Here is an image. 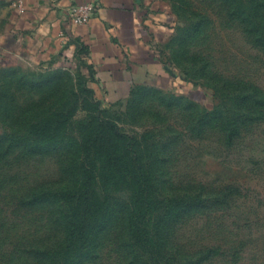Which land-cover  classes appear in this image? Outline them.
Wrapping results in <instances>:
<instances>
[{"label":"rangeland","instance_id":"374dc122","mask_svg":"<svg viewBox=\"0 0 264 264\" xmlns=\"http://www.w3.org/2000/svg\"><path fill=\"white\" fill-rule=\"evenodd\" d=\"M176 4L170 79L127 101L77 69L3 83L0 264H264V0ZM137 167L156 199L149 251L130 234ZM87 175L102 208L78 250L65 196Z\"/></svg>","mask_w":264,"mask_h":264},{"label":"crops","instance_id":"0c3cea01","mask_svg":"<svg viewBox=\"0 0 264 264\" xmlns=\"http://www.w3.org/2000/svg\"><path fill=\"white\" fill-rule=\"evenodd\" d=\"M95 3L73 25L74 5ZM177 0H0V95L13 75L77 69L108 104L172 75L164 49L176 33ZM162 81V82H161Z\"/></svg>","mask_w":264,"mask_h":264},{"label":"trees","instance_id":"16d2710c","mask_svg":"<svg viewBox=\"0 0 264 264\" xmlns=\"http://www.w3.org/2000/svg\"><path fill=\"white\" fill-rule=\"evenodd\" d=\"M106 162L112 166H114L113 163H117L111 157ZM125 178H128L129 182L131 180L134 186L136 185L129 194L131 238L139 249L149 251L154 245L148 222L149 217L156 210L155 193L152 188H147L151 185V178L141 174L139 167L129 177L123 175V179ZM81 180L80 186L74 191H68L65 196L71 214L68 245L78 246V250L86 243L87 234L102 208L100 195L92 186L96 183V179L87 175Z\"/></svg>","mask_w":264,"mask_h":264},{"label":"built area","instance_id":"2783aa9c","mask_svg":"<svg viewBox=\"0 0 264 264\" xmlns=\"http://www.w3.org/2000/svg\"><path fill=\"white\" fill-rule=\"evenodd\" d=\"M95 3L74 5L69 10L70 21L73 25L82 26L89 22L96 12Z\"/></svg>","mask_w":264,"mask_h":264}]
</instances>
